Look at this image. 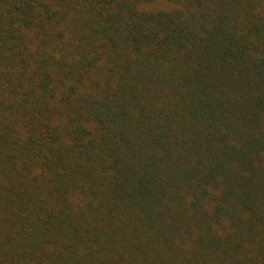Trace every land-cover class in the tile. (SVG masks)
Listing matches in <instances>:
<instances>
[{"label":"trees","instance_id":"1","mask_svg":"<svg viewBox=\"0 0 264 264\" xmlns=\"http://www.w3.org/2000/svg\"><path fill=\"white\" fill-rule=\"evenodd\" d=\"M0 264H264V0H0Z\"/></svg>","mask_w":264,"mask_h":264}]
</instances>
